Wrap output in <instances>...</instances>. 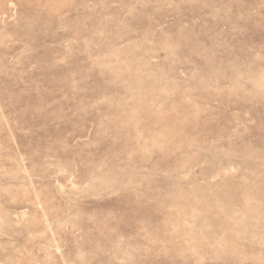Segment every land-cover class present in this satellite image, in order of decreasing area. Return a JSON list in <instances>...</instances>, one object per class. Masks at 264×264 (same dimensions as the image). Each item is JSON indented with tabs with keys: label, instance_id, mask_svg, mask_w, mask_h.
<instances>
[{
	"label": "rangeland",
	"instance_id": "374dc122",
	"mask_svg": "<svg viewBox=\"0 0 264 264\" xmlns=\"http://www.w3.org/2000/svg\"><path fill=\"white\" fill-rule=\"evenodd\" d=\"M0 264H264V0H0Z\"/></svg>",
	"mask_w": 264,
	"mask_h": 264
}]
</instances>
